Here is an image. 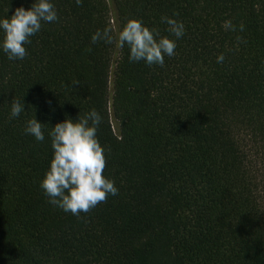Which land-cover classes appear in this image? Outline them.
<instances>
[{
  "label": "trees",
  "instance_id": "1",
  "mask_svg": "<svg viewBox=\"0 0 264 264\" xmlns=\"http://www.w3.org/2000/svg\"><path fill=\"white\" fill-rule=\"evenodd\" d=\"M33 2L0 0V17ZM53 3L23 60L0 50V264H264V0ZM164 16L185 33L163 67L91 42L133 18L175 39ZM92 109L119 192L75 216L40 181L52 126ZM34 117L43 142L24 132Z\"/></svg>",
  "mask_w": 264,
  "mask_h": 264
},
{
  "label": "clouds",
  "instance_id": "2",
  "mask_svg": "<svg viewBox=\"0 0 264 264\" xmlns=\"http://www.w3.org/2000/svg\"><path fill=\"white\" fill-rule=\"evenodd\" d=\"M75 4L82 6L83 0H75ZM58 20L53 0H34L28 9L17 8L13 15L0 17V50L9 60H23L28 55L25 45L31 43L30 38L41 31L44 23ZM161 21L169 26L167 31L175 39L161 36L155 27L150 29L141 20L133 18L127 21L117 36H113L111 29L105 28L93 33L91 42L115 43L120 49L127 44L130 62L142 60L148 66L163 67L165 56L171 58L176 54V41L183 37L185 26L173 17L164 16ZM225 27L236 31L231 21L225 22ZM244 27L240 24L239 31H244ZM224 59V55L220 54L217 56V63H223ZM24 110V103L14 100L10 118L19 117ZM101 121L100 113L92 109L76 120L66 118L56 123L48 132L53 156L40 181V187L49 198L48 202L65 213L75 216L86 214L105 202L108 196H116L119 192L115 181L103 175L106 149L97 136ZM24 132L38 142L45 140L43 123L35 117L27 121Z\"/></svg>",
  "mask_w": 264,
  "mask_h": 264
}]
</instances>
